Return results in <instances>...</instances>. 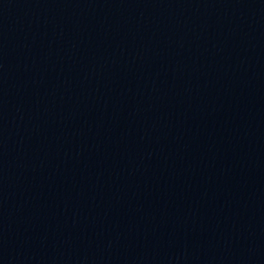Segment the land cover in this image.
<instances>
[{"label":"water","instance_id":"water-1","mask_svg":"<svg viewBox=\"0 0 264 264\" xmlns=\"http://www.w3.org/2000/svg\"><path fill=\"white\" fill-rule=\"evenodd\" d=\"M0 264H264V0H0Z\"/></svg>","mask_w":264,"mask_h":264}]
</instances>
